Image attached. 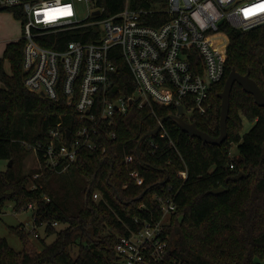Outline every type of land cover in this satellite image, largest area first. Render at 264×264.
<instances>
[{"label":"trees","instance_id":"trees-1","mask_svg":"<svg viewBox=\"0 0 264 264\" xmlns=\"http://www.w3.org/2000/svg\"><path fill=\"white\" fill-rule=\"evenodd\" d=\"M95 2L107 15L126 3L132 9H146L142 17L154 26L170 18L166 0ZM219 27L229 38L223 76L210 84L204 113L182 114L214 136L220 131L219 92L231 68L249 71L264 91V24L240 30L223 21ZM79 29L88 31L92 26L48 33L40 42L63 48L70 38L88 40L87 32ZM23 45L21 37L9 41L0 56V159L7 160L0 168V213L8 202L15 211L34 202L36 222L44 223L45 231L55 237L45 241L38 235L37 248L27 241L23 226H10L23 248L15 250L0 236V264H116L114 244L119 235L139 228L145 219L160 217L159 198L167 196L174 197L177 208L166 223L168 254L155 264H264V105H258L251 93L233 83L227 136L219 144L181 129L168 116L176 112L173 104H132L126 113H116L106 129L100 128L103 151L81 148L66 171H57L38 156V165L25 171L22 160L31 149L23 140L45 144L58 120L72 129L85 120L63 97L53 101L24 86ZM112 50L118 54V45ZM113 59L111 92L128 94L134 89L131 73L120 54ZM193 61H199L198 55ZM161 117L165 134L140 139ZM243 117L253 122L245 132ZM110 130L115 137L108 135ZM232 144L236 155L231 154ZM127 153L133 157L130 162L125 161ZM133 169L143 177L141 182H135ZM182 169L185 177L178 174ZM240 171L239 179L230 178ZM220 186L223 191L211 192ZM95 191L100 194L97 199ZM54 220L64 226L53 225Z\"/></svg>","mask_w":264,"mask_h":264},{"label":"built area","instance_id":"built-area-1","mask_svg":"<svg viewBox=\"0 0 264 264\" xmlns=\"http://www.w3.org/2000/svg\"><path fill=\"white\" fill-rule=\"evenodd\" d=\"M78 2L87 9L82 19L77 17ZM164 9L170 18L154 26L142 17L146 9H132L127 3L107 15L95 0H0V10L11 11L20 21L24 86L53 101L63 97L78 118L85 120L73 129L58 120L50 127L45 144L23 140L36 158L42 157L57 171H66L81 148L103 151L100 128L106 129L116 113H126L132 104H182L183 113H204L209 106V86L224 73L228 34L219 27L221 22L240 30L264 24V0H166ZM88 25L92 29H79L87 32L88 40L70 38L63 48L40 42L48 33ZM116 45L118 54L112 50ZM119 54L128 66L134 89L113 95V57ZM194 55L199 61L192 62ZM162 127L157 132L161 136L165 134ZM108 135L115 137V131ZM151 144L156 147L153 141ZM124 158L126 162L133 159L128 153ZM131 174L135 182L143 180L136 169ZM178 174L185 177L186 170ZM99 195L95 191L93 198ZM159 202L160 217L145 219L139 228L119 235L114 244L116 264L165 260L170 246L166 223L177 204L173 196L160 197ZM27 208L33 212L36 204L30 202ZM31 221L37 237V228L44 223L38 225L34 215Z\"/></svg>","mask_w":264,"mask_h":264},{"label":"water","instance_id":"water-1","mask_svg":"<svg viewBox=\"0 0 264 264\" xmlns=\"http://www.w3.org/2000/svg\"><path fill=\"white\" fill-rule=\"evenodd\" d=\"M94 12H97L95 10ZM239 83L243 89L249 93H251L254 97L255 102L258 105H264V91L260 88L259 84L255 79H253L249 75V71L245 73H241L237 71L234 67L231 68L229 71L222 90L219 92V96L221 97L220 103V117H219V134L214 136L209 134L207 131L200 129L194 121H189L183 117V106L179 104L177 106V111L175 113H171L168 116L175 119L180 126L181 129L187 131L191 136H197L198 138L202 139L203 141L219 144L221 143L227 136V118L229 114V107H230V91L234 82ZM164 117H161L153 128L147 130L144 134L141 135L140 139L145 138L148 135L157 133L160 128L161 124L163 123ZM137 154L140 156V150L137 145L136 147ZM143 163V161H142ZM242 172L235 173L230 178L237 180L242 176ZM224 190L223 186L216 187L211 189L212 193H218ZM178 231V228H176Z\"/></svg>","mask_w":264,"mask_h":264},{"label":"rangeland","instance_id":"rangeland-1","mask_svg":"<svg viewBox=\"0 0 264 264\" xmlns=\"http://www.w3.org/2000/svg\"><path fill=\"white\" fill-rule=\"evenodd\" d=\"M4 12L6 14V17H11L10 13L11 11L5 10ZM10 12V13H9ZM86 6L82 2L77 3V17L78 18H84L86 16ZM12 14V13H11ZM13 15V14H12ZM15 16V15H13ZM17 18V17H16ZM18 19V18H17ZM5 22L7 23L8 20L6 18ZM19 22H16L17 32L15 33V37H20L21 34V27H19ZM229 41V38H228ZM228 44V43H227ZM227 48V47H226ZM3 50V44L0 45V52L2 55ZM0 55V56H1ZM4 67L7 71H9V63L5 59L4 60ZM2 85V82L0 81V86ZM243 119V127L242 132H245L252 126V121H249L245 117ZM231 154L236 155V146L234 144L231 145ZM5 163H7V160L0 159V168H3L5 166ZM38 165V161L36 159V156L34 152L28 151L26 152L23 160H22V167L26 171L31 167H35ZM32 210L31 208L22 209L20 211H15L12 209V204L10 202L6 203V205L3 208V211L0 213V236H3L6 238L8 244L13 247L15 250H21L23 248V241L19 238V236L13 232L10 228V226H15L20 224V227H24V230L27 232V241L29 244H35L37 248L40 247L38 239L33 235L31 229H32ZM57 227L64 226V223L56 224ZM176 228H178L179 231V225H176ZM37 231L39 233V236L44 238L45 241H50L55 237V233H47L43 226H39L37 228Z\"/></svg>","mask_w":264,"mask_h":264},{"label":"crops","instance_id":"crops-1","mask_svg":"<svg viewBox=\"0 0 264 264\" xmlns=\"http://www.w3.org/2000/svg\"><path fill=\"white\" fill-rule=\"evenodd\" d=\"M6 12L5 10H0V45L3 44V49L4 46L6 45L7 42L16 40L19 37H15V33L17 32V27H16V22H19V19H17L15 16H13L10 12L11 17H6ZM8 20L6 23L5 20ZM19 27L20 24H19ZM21 30V29H20ZM3 53V50H2ZM1 55V52H0Z\"/></svg>","mask_w":264,"mask_h":264}]
</instances>
